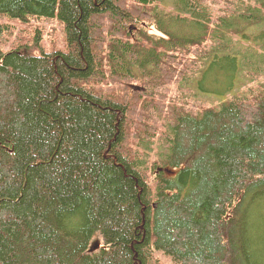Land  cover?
<instances>
[{
	"label": "trees",
	"instance_id": "trees-1",
	"mask_svg": "<svg viewBox=\"0 0 264 264\" xmlns=\"http://www.w3.org/2000/svg\"><path fill=\"white\" fill-rule=\"evenodd\" d=\"M209 1L0 0V18L57 15L68 51L0 45V264H264V95L193 112L158 94L182 56L235 78L262 8Z\"/></svg>",
	"mask_w": 264,
	"mask_h": 264
},
{
	"label": "rangeland",
	"instance_id": "rangeland-1",
	"mask_svg": "<svg viewBox=\"0 0 264 264\" xmlns=\"http://www.w3.org/2000/svg\"><path fill=\"white\" fill-rule=\"evenodd\" d=\"M214 1L215 0L209 1L214 10L217 11L224 7L222 1ZM236 4L243 7V11H247L249 8L261 7L262 15H264V0H237ZM244 14L247 15L249 12ZM102 16L103 15H99L94 19L98 22V25H102V30L105 31L107 29L108 21L105 19L99 21V18ZM217 16H220V14H217L216 17ZM263 20L264 16L260 21L248 23L251 25L247 26L244 30L245 32L243 33V36L247 39L239 37L240 44L238 46L234 45L235 52L243 53V59H237L238 70L234 74V79H226L224 76V81H222V74H227L228 70V68H226V64L224 65V69L221 68V64H216V66L212 67L210 72H208L204 78H201V75L198 74L199 68L197 64L194 66L188 65L185 60V56H182L173 62L167 63L163 75L168 77V83L161 85L158 90V94L165 97L161 100L162 104H164V106H168L169 102L172 100L176 103L182 104L186 110L196 112L203 108L204 103L210 106H219L221 103L230 101L242 94L247 96V98L259 94L264 95ZM0 24H3L4 27L11 28L12 31H7V33L5 32L0 39V45L5 51L13 46L26 42L27 45L30 46L31 50H33V54L36 56L51 54L53 52H68L64 25L59 21L57 15L51 18L30 16L26 19V21L10 20L9 18L1 17ZM240 30L243 32L242 28H240ZM133 31L134 30L131 29L129 33L131 34ZM191 60H193V58ZM259 61V71L255 75H248V77L244 79L248 70L255 71L257 69L258 66L255 67L253 64H258ZM250 62L252 64H250ZM193 69L195 70L193 71ZM187 70H192L188 74L187 80L178 82L180 73ZM220 82H222V84H220ZM244 82L246 83L244 84ZM133 88H136L134 92H136L137 95H140V91H143L141 88L139 91H136L139 89L136 86H131L130 91H132ZM222 91L225 92L223 93ZM154 121L161 125V121L158 119L157 114L148 121V124L152 126L151 124ZM135 139L136 138H133V135H131L128 147L133 151H138L140 148L135 146L139 144L141 138L138 140ZM166 149L167 146L165 142L155 139L154 143L151 145V150H149L151 154L145 156L146 163L144 166L149 167L155 160L154 155L156 153L164 154L166 153ZM143 169L144 168L142 167V170ZM153 172L154 170L150 167L147 173L150 177H152ZM154 258L157 260L158 264H178L177 262L169 261L167 258L161 256V254H157Z\"/></svg>",
	"mask_w": 264,
	"mask_h": 264
},
{
	"label": "water",
	"instance_id": "water-1",
	"mask_svg": "<svg viewBox=\"0 0 264 264\" xmlns=\"http://www.w3.org/2000/svg\"><path fill=\"white\" fill-rule=\"evenodd\" d=\"M96 249H98V244H95L90 251H95Z\"/></svg>",
	"mask_w": 264,
	"mask_h": 264
}]
</instances>
